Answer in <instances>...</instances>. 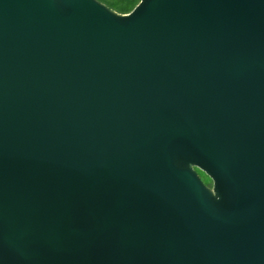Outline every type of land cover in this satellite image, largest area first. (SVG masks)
<instances>
[{"label":"water","instance_id":"water-1","mask_svg":"<svg viewBox=\"0 0 264 264\" xmlns=\"http://www.w3.org/2000/svg\"><path fill=\"white\" fill-rule=\"evenodd\" d=\"M0 264H264V0H0Z\"/></svg>","mask_w":264,"mask_h":264},{"label":"trees","instance_id":"trees-1","mask_svg":"<svg viewBox=\"0 0 264 264\" xmlns=\"http://www.w3.org/2000/svg\"><path fill=\"white\" fill-rule=\"evenodd\" d=\"M98 1L104 4L105 6H107L108 8H110L111 10L123 15L131 13L141 2V0H98ZM197 171L200 177L202 178V180L204 181V183L208 187H212L213 186L212 180L204 172L198 169Z\"/></svg>","mask_w":264,"mask_h":264},{"label":"rangeland","instance_id":"rangeland-1","mask_svg":"<svg viewBox=\"0 0 264 264\" xmlns=\"http://www.w3.org/2000/svg\"><path fill=\"white\" fill-rule=\"evenodd\" d=\"M212 187H213V186H212ZM212 187H211V188H212Z\"/></svg>","mask_w":264,"mask_h":264}]
</instances>
